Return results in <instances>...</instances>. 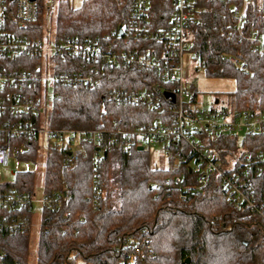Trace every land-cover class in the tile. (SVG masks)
Segmentation results:
<instances>
[{
    "label": "trees",
    "instance_id": "obj_1",
    "mask_svg": "<svg viewBox=\"0 0 264 264\" xmlns=\"http://www.w3.org/2000/svg\"><path fill=\"white\" fill-rule=\"evenodd\" d=\"M239 2L198 0L197 16L189 25L192 49L200 55L198 69L203 68L211 77L236 80V90L232 92L234 111L264 106V53L253 50L251 42L234 29L233 7H238ZM153 5L150 25H160L161 16L169 23L172 1L157 0ZM131 12V0H85L78 8L71 0H61L52 35L63 43L73 39L106 43L105 37L111 32L118 35L120 27L131 25ZM246 14L247 27H254L264 38V0H252ZM42 21L40 14L37 21L26 27H15V33L41 38L45 28ZM118 42L117 47L126 50L145 51L153 46L149 40L140 45L126 44L122 38ZM230 55L240 57L247 68L229 62ZM5 59V69L27 72L40 61L25 55ZM54 62L57 81L49 114L53 129L133 127L142 122H165L169 117V103L165 99L160 100L159 107H151L144 101L125 97L132 91L154 89L159 83L155 71L135 65L111 66L101 59L67 50ZM88 73L99 79L95 87L79 80L81 74ZM40 86V82H35L28 92L37 94ZM218 104L216 100L211 106ZM34 120L32 124L37 126L39 116ZM23 140L28 150L22 157L35 161L42 153L38 137ZM208 146L264 153V134L225 135L209 141ZM138 147L119 153L108 149L95 171L96 148L91 144H84L76 167L64 164L66 152L60 147L48 146L44 152L43 192L60 193L63 205L59 209H42L35 264H77L78 260L84 264H264V169L240 174L254 191L252 201L257 210L245 201L237 208L225 195L217 176L201 190L202 194L183 201L176 186L170 183L166 188V180L181 175L185 184L192 183L195 170L185 164L174 166L169 153L170 166L155 167L147 146L143 150ZM185 155L189 161L191 155ZM224 165L227 172L229 165ZM15 174L11 181L0 179V191H36L34 170ZM95 176L101 191L96 209L87 199ZM114 190L119 193L118 207L113 203ZM19 212H2L11 218L19 215L31 224L28 229L15 232L0 229V251L6 254L4 264H30L34 213Z\"/></svg>",
    "mask_w": 264,
    "mask_h": 264
},
{
    "label": "built area",
    "instance_id": "obj_2",
    "mask_svg": "<svg viewBox=\"0 0 264 264\" xmlns=\"http://www.w3.org/2000/svg\"><path fill=\"white\" fill-rule=\"evenodd\" d=\"M61 0H0V168H7L12 159H20L28 150L24 139L38 137L46 141L41 146L45 152L49 145H57L66 152L63 162L69 167L78 165L84 144L89 143L96 148L93 154V169L107 150L114 153L130 150L133 146L163 145L167 153L172 155L174 166L187 165L195 170L192 183L185 184L181 175L167 179L166 188L172 183L178 189V195L183 201L193 195L202 194L204 187L212 179L220 177V185L237 208L246 202L257 210L252 197L254 191L249 188L240 174L251 173L253 169L261 172L264 169V153L244 152L243 149L233 150L227 147L214 148L208 142L225 135L242 137L246 134H264V106L234 111L224 105L208 108L200 106L197 99L193 100L194 92L188 86L191 65H185L186 53L191 54V61L196 62L198 70L200 55L192 49V33L189 25L197 16L198 0H171L172 13L169 23L151 24L150 14L157 0H131L132 23L129 27H120L118 35L111 32L103 41L69 40L57 41L52 35L51 25L57 18ZM165 1V0H159ZM234 8V29L249 40L253 50L264 53V38L254 27H247V8L252 0H239ZM167 2V1H166ZM169 2V1H168ZM42 14L44 34L41 38H25L15 33L14 28H24L30 22L38 20ZM120 31L123 35H120ZM118 38L124 43L134 42L140 45L145 40L153 46L145 51L119 49ZM64 50L84 54L87 57L101 59L111 66L135 65L150 69L158 74L159 83L149 91L129 92L125 97L131 101H144L151 107H159L160 100L169 103L170 113L165 122H142L133 127H115L113 129H53L49 124V114L52 107L53 90L48 101L49 85L52 89L57 81L53 67L55 57L63 56ZM29 56L39 58L32 71L5 69L7 57ZM228 61L238 68L246 69L240 57L228 56ZM96 72V71H95ZM79 80L90 87H95L99 79L92 74H81ZM35 82L41 86L37 94L28 90ZM28 85V87H27ZM170 93V96L166 95ZM39 116V124L35 116ZM32 120L31 122L29 120ZM100 148V150H98ZM191 155L187 161L185 153ZM118 163V160H115ZM228 164L227 172L225 165ZM236 169V170H235ZM240 170V171H237ZM20 171V170H18ZM17 172V171H16ZM1 178V173H0ZM101 195L97 177L93 179L92 191L87 199L91 200L96 209ZM40 214L44 207L59 209L63 205L60 193L40 197L37 192L18 193L0 191V212H17L30 210ZM259 211V210H258ZM70 212L66 213V217ZM31 226L29 220L19 215L9 217L0 214V229L4 231H21ZM6 254L0 251V264H4Z\"/></svg>",
    "mask_w": 264,
    "mask_h": 264
},
{
    "label": "rangeland",
    "instance_id": "obj_3",
    "mask_svg": "<svg viewBox=\"0 0 264 264\" xmlns=\"http://www.w3.org/2000/svg\"><path fill=\"white\" fill-rule=\"evenodd\" d=\"M85 0H71L74 7L78 8L83 5ZM54 30V23L51 25ZM185 65H191L192 69L189 74L188 86L193 92L197 93V100L201 107L208 108L219 100L220 105H224L232 109V92L236 90V80L233 77H211L206 74L203 68L195 70L196 62L191 61V54L186 53ZM52 87L49 85L48 101L51 99ZM40 152L37 159L34 161L30 157H22L20 159H12L9 167L0 168L1 180H13L15 173L18 170H34L36 172V192L40 197L43 193V182L45 173V155L41 146H46V141L41 139ZM147 149L150 152V160L153 166L158 168H168L170 166V158L163 145H148ZM117 186V185H116ZM115 186V187H116ZM114 187V189H115ZM113 203L115 207L119 206V193L113 191ZM40 207L36 206L34 213V222L32 226L31 248H30V264L36 263L37 245L40 231ZM77 264H84L78 260Z\"/></svg>",
    "mask_w": 264,
    "mask_h": 264
},
{
    "label": "water",
    "instance_id": "obj_4",
    "mask_svg": "<svg viewBox=\"0 0 264 264\" xmlns=\"http://www.w3.org/2000/svg\"><path fill=\"white\" fill-rule=\"evenodd\" d=\"M120 35H123V32H122V31H120ZM166 95H167V96H170L171 94H170V93H168V92H166ZM138 148H139V149H141V150H143V149H144V147H143V146H139ZM98 150H100V148H98Z\"/></svg>",
    "mask_w": 264,
    "mask_h": 264
}]
</instances>
